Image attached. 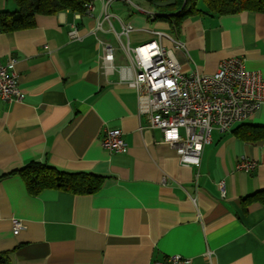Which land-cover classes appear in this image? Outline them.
<instances>
[{
  "label": "crops",
  "instance_id": "crops-1",
  "mask_svg": "<svg viewBox=\"0 0 264 264\" xmlns=\"http://www.w3.org/2000/svg\"><path fill=\"white\" fill-rule=\"evenodd\" d=\"M95 8L97 17L100 1ZM110 12L134 26L133 46L161 41L157 33L180 41L183 74L212 75L222 61L242 57L264 80V13L197 15L175 27L122 1ZM93 25L85 13L64 11L38 14L30 28H0V63L15 61L22 95L0 98V254L10 253L9 264H155L174 255L190 264H264V105L231 131H214L200 167H185L139 117L136 91L102 73L100 40L118 41L108 22L106 32ZM115 27L120 32L119 21ZM106 130L122 131L124 153L103 147ZM242 158L257 168L239 171ZM33 162L93 174L102 187L33 196L20 176L2 177ZM13 219L25 226L18 235Z\"/></svg>",
  "mask_w": 264,
  "mask_h": 264
},
{
  "label": "built area",
  "instance_id": "built-area-1",
  "mask_svg": "<svg viewBox=\"0 0 264 264\" xmlns=\"http://www.w3.org/2000/svg\"><path fill=\"white\" fill-rule=\"evenodd\" d=\"M95 1L90 0L84 6V13L94 19L93 31L106 32L104 23L108 22L107 31L118 41L117 46L100 40L102 73L106 77L117 76V84L136 91L139 117L146 119L148 128L163 133L162 143L176 151L181 165L200 167L205 146L211 142L214 131H231L264 105L263 77L247 70L244 58L222 61L212 75L183 74L175 56V50L183 47L180 41L157 33L161 41L133 46L130 35L134 26L116 19L110 7L113 2L122 1L139 12L148 13L152 19L157 17L156 13L144 10L134 0H98L101 9L95 17ZM115 20L119 21L120 32L116 30ZM76 34V30L71 32L73 38ZM162 39H168L174 47L166 48ZM119 55L123 57L122 62H117ZM14 65L15 61L0 63V98L8 103L22 99ZM102 145L110 153L120 154L127 150L120 130H106ZM257 166L255 161L242 158L238 170L249 173ZM221 186L223 189L224 183ZM12 223L15 235L25 227L19 219H13ZM155 264H190V260L174 255L166 262Z\"/></svg>",
  "mask_w": 264,
  "mask_h": 264
},
{
  "label": "trees",
  "instance_id": "trees-1",
  "mask_svg": "<svg viewBox=\"0 0 264 264\" xmlns=\"http://www.w3.org/2000/svg\"><path fill=\"white\" fill-rule=\"evenodd\" d=\"M12 1L14 11H0V28L3 32H13L35 25V16L56 15L71 11L84 13L85 4L90 0H0ZM157 9V19L168 21L179 27L188 17L197 15L225 16L243 12L264 13V0H146ZM18 175L22 178L30 195L36 196L44 190L54 189L74 194L97 193L103 184V178L85 172H67L48 163L33 162L26 167L4 176ZM259 199V194L249 197L246 202ZM10 263V253L0 254V264Z\"/></svg>",
  "mask_w": 264,
  "mask_h": 264
},
{
  "label": "rangeland",
  "instance_id": "rangeland-1",
  "mask_svg": "<svg viewBox=\"0 0 264 264\" xmlns=\"http://www.w3.org/2000/svg\"><path fill=\"white\" fill-rule=\"evenodd\" d=\"M137 4H139L142 8H144L145 10H151L152 11V7L146 2V0H134ZM9 2V10L10 9H12L13 7H14V9H15V7L16 6H14L15 4L12 2V1H8ZM8 2H5V1H0V11H2L1 10V6L2 7H4V9L3 10H5V3H8ZM14 5H13V4ZM124 7H126L125 9L127 10L129 7H127V6H124ZM130 9V8H129ZM13 10V9H12ZM154 31H156V30H159V29H157V28H155L154 27ZM151 39H149V40H146V41H144V42H147V41H150ZM143 42V43H144Z\"/></svg>",
  "mask_w": 264,
  "mask_h": 264
}]
</instances>
